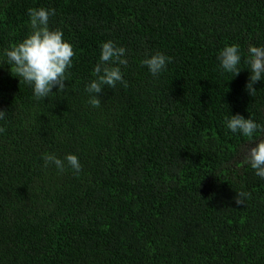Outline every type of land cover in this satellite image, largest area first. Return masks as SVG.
Segmentation results:
<instances>
[{
	"label": "trees",
	"instance_id": "1",
	"mask_svg": "<svg viewBox=\"0 0 264 264\" xmlns=\"http://www.w3.org/2000/svg\"><path fill=\"white\" fill-rule=\"evenodd\" d=\"M39 7L76 54L65 88L37 100L5 50ZM109 40L126 50L127 87L93 107ZM232 44L242 57L264 46V0H0V264H264V178L241 161L258 141L226 126L264 125V80L251 96L247 68L219 67ZM157 52L172 59L153 76L142 61ZM46 153L82 170L45 167Z\"/></svg>",
	"mask_w": 264,
	"mask_h": 264
},
{
	"label": "clouds",
	"instance_id": "2",
	"mask_svg": "<svg viewBox=\"0 0 264 264\" xmlns=\"http://www.w3.org/2000/svg\"><path fill=\"white\" fill-rule=\"evenodd\" d=\"M55 14V9H28L31 31L21 42L5 50L10 73L30 85L37 100L49 97L54 87L57 91L65 88L66 74L76 54L73 45L64 39L62 30L49 27V17ZM125 55V48L117 46L111 40L101 44L99 62L93 70L95 78L86 86L89 93L88 103L93 107H100L101 99L98 94L105 86L115 89L119 82L127 87L120 67L128 65ZM171 59L157 52L146 57L142 63L153 76H157L165 70ZM242 59L246 67H240ZM218 60L219 67L232 74L231 79L237 76L242 68H247L250 76L245 89L249 95L255 96L257 89L253 87L254 83L264 80V46L249 44L246 56L242 57L239 45H225L218 55ZM5 115L6 111L0 109V119ZM226 126L233 133H240L249 138V142L258 141L255 146H244L241 161L250 165L258 177L264 178V138H261L264 136V125L252 118L235 114L226 120ZM4 130L0 127V132ZM42 158L45 167L54 165L60 172L65 171L66 166L77 175L82 170L78 156L72 153L66 154L63 159L53 153H46ZM248 196L250 193L237 191L235 203L243 205Z\"/></svg>",
	"mask_w": 264,
	"mask_h": 264
},
{
	"label": "rangeland",
	"instance_id": "3",
	"mask_svg": "<svg viewBox=\"0 0 264 264\" xmlns=\"http://www.w3.org/2000/svg\"><path fill=\"white\" fill-rule=\"evenodd\" d=\"M262 138H264V136ZM252 146H255V144H253ZM252 146H250V147H252Z\"/></svg>",
	"mask_w": 264,
	"mask_h": 264
}]
</instances>
